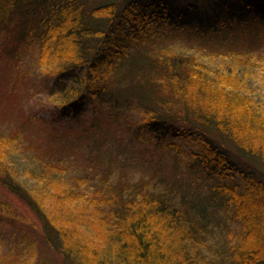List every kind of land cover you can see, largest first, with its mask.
<instances>
[{"label": "trees", "instance_id": "obj_1", "mask_svg": "<svg viewBox=\"0 0 264 264\" xmlns=\"http://www.w3.org/2000/svg\"><path fill=\"white\" fill-rule=\"evenodd\" d=\"M140 3L0 0V188L59 264H264V0ZM23 62L60 115L95 117L27 113ZM171 130L199 148L181 159ZM27 131L44 149L18 144Z\"/></svg>", "mask_w": 264, "mask_h": 264}, {"label": "rangeland", "instance_id": "obj_2", "mask_svg": "<svg viewBox=\"0 0 264 264\" xmlns=\"http://www.w3.org/2000/svg\"><path fill=\"white\" fill-rule=\"evenodd\" d=\"M103 1L107 3H115L118 7L124 5L126 1L140 3V0H102V2ZM27 22L26 17L12 16V21L9 25L12 26L14 33H18L23 24ZM2 38V35H0V42ZM21 64L24 65L25 69L30 71L29 78H26L19 88L27 113L34 114L37 119H45V124L54 126L57 129H69L72 131L80 128V125L88 123L91 118L95 117L96 112L94 111V106L92 104H88L87 107L75 116L74 114L71 115V111H69L68 115L65 117L60 115V107L52 104L53 102L48 98L45 91V88L51 84L52 80L44 79L38 69H36V63L29 62L25 65V62H23ZM45 80L47 81L46 83ZM87 103L89 102L87 101ZM132 118L136 119L135 116H132ZM0 123L1 129H4L7 133H12L11 127L15 125L13 119L11 123L1 119ZM38 123L44 125V123L40 121H38ZM116 124L117 120L112 125V128ZM167 134L172 137L169 138L165 136V142L171 141L179 144V150L176 151L175 149V151L181 159H187L188 151L191 149L199 148L196 143L192 142L190 138H187L186 134L174 136L172 130L167 132ZM38 139H40L38 133L33 131L30 133L27 131L24 137L17 141H19V145L22 143H31L29 146L30 149L33 150V152H36L44 149L43 146L37 143ZM119 144L121 147H124L128 144V140L123 138ZM171 151L174 153V149ZM31 164L33 165L32 162ZM62 164L63 163L59 164V166H63ZM71 169L75 170L76 166L74 165ZM82 177H85V175L81 174L80 178L82 179ZM57 179L58 177L55 178V180ZM63 180H65V182ZM63 180L62 183L68 186L67 180L65 178H63ZM0 197L5 199V202L8 204V206H4L6 210H3H11L14 216L12 219L7 218L2 219V221L0 220V264H59L61 260L60 254L42 240L41 234L39 233L41 223L38 218L34 216L32 210L28 207V204H25L24 201L6 192L5 189L2 188H0ZM58 217L59 216L56 215L54 216V219ZM35 229H38L39 232ZM98 229L99 234L102 235L101 229L99 227ZM99 234L97 233L91 238L97 239L100 237ZM224 236H226L225 239H227V235Z\"/></svg>", "mask_w": 264, "mask_h": 264}]
</instances>
